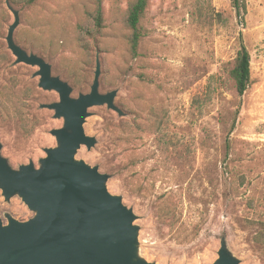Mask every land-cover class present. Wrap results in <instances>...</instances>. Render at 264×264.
<instances>
[{
    "label": "rangeland",
    "instance_id": "374dc122",
    "mask_svg": "<svg viewBox=\"0 0 264 264\" xmlns=\"http://www.w3.org/2000/svg\"><path fill=\"white\" fill-rule=\"evenodd\" d=\"M8 1L19 14L15 43L44 58L72 97L89 92L96 58L99 91L116 90L124 115L105 104L88 108L82 126L95 143L81 144L74 160L108 175L106 190L132 211L136 258L216 264L224 240L236 264H264L253 242L264 221V0H244V13L231 0H149L136 57L125 23L131 0ZM97 2L103 30L83 38L79 24ZM13 20L0 0V154L13 169L39 167L45 149L58 145L51 130L64 124L40 107L58 94L38 86V67L14 62L5 41ZM240 42L250 55L242 96L229 76ZM161 208L172 226L157 217ZM34 215L0 189L2 224Z\"/></svg>",
    "mask_w": 264,
    "mask_h": 264
},
{
    "label": "water",
    "instance_id": "95a60500",
    "mask_svg": "<svg viewBox=\"0 0 264 264\" xmlns=\"http://www.w3.org/2000/svg\"><path fill=\"white\" fill-rule=\"evenodd\" d=\"M6 5L14 18L5 36L14 62L38 67L34 73L39 76L38 86L58 94L57 101L40 107L53 110L64 126L51 130L58 145L45 149L39 167L29 162L13 169L0 154L3 195L8 199L18 194L35 212L27 221H0V264H152L135 256L134 216L119 197L106 190L108 175L74 160L81 144L90 148L95 143L82 126L88 108L105 104L123 115L114 103L116 90L99 91L100 64L96 58L89 92L72 97L71 87L52 75L44 58L15 43L19 14L8 0ZM236 263L222 240L216 264Z\"/></svg>",
    "mask_w": 264,
    "mask_h": 264
},
{
    "label": "trees",
    "instance_id": "16d2710c",
    "mask_svg": "<svg viewBox=\"0 0 264 264\" xmlns=\"http://www.w3.org/2000/svg\"><path fill=\"white\" fill-rule=\"evenodd\" d=\"M38 1L39 0H23V2H25V4L27 5H34ZM231 2L234 8L237 10V13H240V10L243 13L245 12L246 7L244 0H231ZM148 3L149 0H131L127 5L125 23L130 30V34L127 38V45L129 53L132 57H136L138 54V44L141 37L138 25L140 19L142 18L148 7ZM103 19L104 17L102 7L100 3L97 2L94 9L92 11L87 12L86 22L79 24L78 30L80 35H84L83 38H85L86 36L93 37L94 35L97 36L101 34L104 27ZM85 45L86 44H83V47H86ZM229 76L235 84L238 95L242 96L248 88L250 79V55L247 48L243 45L242 42H240V47L234 58L233 66L229 71ZM7 101L14 109L20 110V106L17 105V99L15 97L9 96L7 98ZM118 107L120 109L122 108L121 106ZM121 111L123 112L122 109ZM117 115L122 117L124 115V112L123 115ZM105 125H107L109 128L111 126L117 127L111 122L106 123ZM117 128L119 129V131L124 130V126L119 125ZM157 217L160 221H165V223L170 226L173 225V214H170L166 208H161L158 212ZM256 225L257 227L253 236V242L255 246L258 247V249L260 250V253L264 255V221L258 220L256 222Z\"/></svg>",
    "mask_w": 264,
    "mask_h": 264
}]
</instances>
